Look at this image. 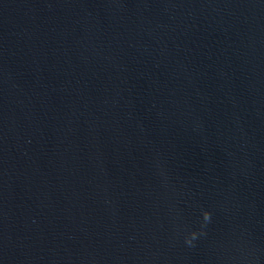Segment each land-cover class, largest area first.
Wrapping results in <instances>:
<instances>
[{"label":"water","instance_id":"water-1","mask_svg":"<svg viewBox=\"0 0 264 264\" xmlns=\"http://www.w3.org/2000/svg\"><path fill=\"white\" fill-rule=\"evenodd\" d=\"M0 264H264V0H0Z\"/></svg>","mask_w":264,"mask_h":264},{"label":"clouds","instance_id":"clouds-1","mask_svg":"<svg viewBox=\"0 0 264 264\" xmlns=\"http://www.w3.org/2000/svg\"><path fill=\"white\" fill-rule=\"evenodd\" d=\"M203 216H204V219H205V220H207V219H208V216H209V214H208V213L205 211V212H203ZM195 235H196V233H195V232H192V233H191V236H192V237H195Z\"/></svg>","mask_w":264,"mask_h":264}]
</instances>
